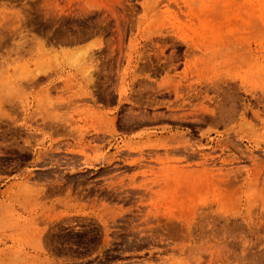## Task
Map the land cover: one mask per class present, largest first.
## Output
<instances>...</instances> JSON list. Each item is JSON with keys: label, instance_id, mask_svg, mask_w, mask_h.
Instances as JSON below:
<instances>
[{"label": "rangeland", "instance_id": "374dc122", "mask_svg": "<svg viewBox=\"0 0 264 264\" xmlns=\"http://www.w3.org/2000/svg\"><path fill=\"white\" fill-rule=\"evenodd\" d=\"M0 264H264V0H0Z\"/></svg>", "mask_w": 264, "mask_h": 264}, {"label": "bare ground", "instance_id": "6f19581e", "mask_svg": "<svg viewBox=\"0 0 264 264\" xmlns=\"http://www.w3.org/2000/svg\"><path fill=\"white\" fill-rule=\"evenodd\" d=\"M176 90V89H175ZM178 94V93H177Z\"/></svg>", "mask_w": 264, "mask_h": 264}]
</instances>
